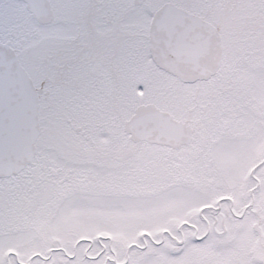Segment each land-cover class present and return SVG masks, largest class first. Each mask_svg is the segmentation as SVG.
Segmentation results:
<instances>
[{"label": "snow or ice", "instance_id": "6c2138e0", "mask_svg": "<svg viewBox=\"0 0 264 264\" xmlns=\"http://www.w3.org/2000/svg\"><path fill=\"white\" fill-rule=\"evenodd\" d=\"M0 264H264V0H0Z\"/></svg>", "mask_w": 264, "mask_h": 264}]
</instances>
